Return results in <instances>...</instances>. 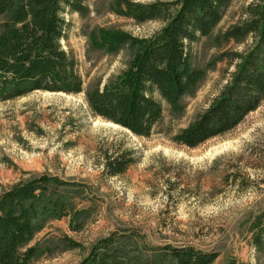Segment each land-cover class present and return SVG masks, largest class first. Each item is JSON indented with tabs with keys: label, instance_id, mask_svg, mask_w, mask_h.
<instances>
[{
	"label": "rangeland",
	"instance_id": "374dc122",
	"mask_svg": "<svg viewBox=\"0 0 264 264\" xmlns=\"http://www.w3.org/2000/svg\"><path fill=\"white\" fill-rule=\"evenodd\" d=\"M250 1L233 0L210 34L187 46L204 78L183 96L180 111L162 101V117L148 137L89 109L86 92L120 74L133 52L128 45L113 53L95 49L89 33L108 27L146 36L161 23L117 14L116 0H83L84 13H65L69 28L62 45L78 62L82 92L37 90L0 101V193L40 173L76 184L68 192L78 219L49 221L31 242L49 251L33 264H78L110 234L117 249H107L108 264H145L165 246L216 252L212 264H264V229L255 244L251 223L264 211V100L235 128L196 147L173 139L225 83L232 68L221 52L250 43L217 40ZM125 150L135 161L123 173L108 175L104 154ZM231 170L225 182L222 177ZM65 236L79 245L67 249Z\"/></svg>",
	"mask_w": 264,
	"mask_h": 264
},
{
	"label": "trees",
	"instance_id": "16d2710c",
	"mask_svg": "<svg viewBox=\"0 0 264 264\" xmlns=\"http://www.w3.org/2000/svg\"><path fill=\"white\" fill-rule=\"evenodd\" d=\"M232 1L116 0L117 14L137 23L159 21L161 25L146 36L108 27L89 33L90 46L95 49L109 53L124 45L133 49L120 74L86 92L92 114L136 136L148 137L162 117V101L172 111H180L183 96L204 78V71L193 65L187 46L209 35ZM86 10L83 0H0V101L37 90L82 92L78 62L62 41L69 28L65 13ZM246 39L250 43L243 49L221 52L220 59H226L232 69L205 107L174 135L176 142L193 148L223 135L264 100V0L247 3L241 17L217 36L218 41ZM133 161L130 150L107 152L103 167L108 175L117 176ZM233 172H225L222 179L228 182ZM73 183L40 173L22 178L0 193V264H33L49 251L40 243L31 244L35 235L53 219H78L80 213L74 210L68 192L69 186L76 185ZM251 223L258 244L264 211ZM65 239L67 249L79 245L67 236ZM114 241L113 234L99 238L78 264H108L107 249H117ZM216 256V252L191 247L165 246L145 264H212Z\"/></svg>",
	"mask_w": 264,
	"mask_h": 264
}]
</instances>
